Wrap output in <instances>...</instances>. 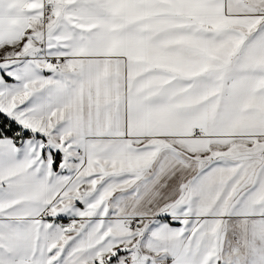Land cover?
I'll use <instances>...</instances> for the list:
<instances>
[{
    "label": "snow or ice",
    "instance_id": "snow-or-ice-1",
    "mask_svg": "<svg viewBox=\"0 0 264 264\" xmlns=\"http://www.w3.org/2000/svg\"><path fill=\"white\" fill-rule=\"evenodd\" d=\"M0 264H264V0H0Z\"/></svg>",
    "mask_w": 264,
    "mask_h": 264
}]
</instances>
